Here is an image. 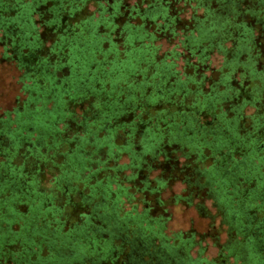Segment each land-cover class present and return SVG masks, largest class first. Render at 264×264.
Listing matches in <instances>:
<instances>
[{
    "label": "trees",
    "instance_id": "obj_1",
    "mask_svg": "<svg viewBox=\"0 0 264 264\" xmlns=\"http://www.w3.org/2000/svg\"><path fill=\"white\" fill-rule=\"evenodd\" d=\"M0 34L32 82L0 115V264H264V0H0ZM175 178L208 215L163 198Z\"/></svg>",
    "mask_w": 264,
    "mask_h": 264
},
{
    "label": "rangeland",
    "instance_id": "obj_2",
    "mask_svg": "<svg viewBox=\"0 0 264 264\" xmlns=\"http://www.w3.org/2000/svg\"><path fill=\"white\" fill-rule=\"evenodd\" d=\"M87 9H88L87 15L88 14H95V6L93 3L90 4V6L87 7ZM44 31H45V29L42 28L39 30V33L42 34V33H44ZM0 36H1V34H0ZM51 46L52 45L50 43H48L46 48L50 49ZM1 53H2V50H0V54ZM23 73H24V70H20L15 65H11V64L2 65V64H0V115H2L3 112H5L7 110H11L12 108H14L16 106L17 101H18L17 97H20L22 101L26 100L29 97L31 90L24 89L23 85H25V83H27L30 86V85H32V82L27 81V80L23 81V79H22ZM57 76H58V79L60 80L61 79L60 77L62 76V74L58 73ZM78 105H75V106L71 105L69 111H70V113H72L74 119H77L79 122H81L83 120L82 119L83 111H82V106L81 105L78 106ZM51 106L52 105H48L47 108L50 109ZM86 106H88V104ZM68 115H69V113L67 111L63 110L62 120H60V118L57 119V121L55 122L56 123L55 129L61 130V131L64 130V132H66V134L71 135L73 132H72V130H69V128H70L69 126H71V120L72 119H70ZM43 133L44 132L35 133L32 141L37 142L38 145H41V146L43 145L42 150H41L43 153H46L49 156H53V155L58 156L57 150L49 148V147H52L51 145L47 148L45 143L43 144V140H42L43 139ZM121 133L122 132H120L119 134H121ZM81 134H82V132H81ZM48 141H50V140H48ZM167 141H168L167 138H163V139L158 140V141L155 140L154 141L155 150H157L158 147L161 148L162 145H163V147L167 146V144H168ZM116 143H118V142H116ZM139 150H141V147L136 146V152L138 153L137 157H140L142 162L146 158H149L150 155H147V154L144 155V153H141ZM167 151H168V153H170L171 152L170 148H168ZM21 152H23V150ZM177 155L179 156V159H181L182 153H180V151H178ZM162 156L164 157V155H162ZM130 157L132 158V156L130 154L124 155L121 158V160H119V162L122 165L128 164L130 162ZM130 172H131V170L126 171L124 173L126 176H128V175H130ZM139 173H141L140 174L141 181H139L137 183V186H138V190H141V189H143V185L145 184L144 180L147 183L153 182L156 179V176L159 175L160 169H159V171H153L151 169H147L146 165H143L142 171ZM45 177H46V179L50 178L51 177L50 173L45 174ZM181 182L182 181L179 178H175V180H173V182H170L172 184L162 194L163 198L169 199V197H171L173 194L176 193V195L181 198V201H180L181 210L183 208L187 207V206H185L186 204H189L190 207H192V210L195 211L196 209H199V210L203 211L206 215H208L209 214L208 207L212 208L211 203L210 202H208V203L204 202L203 203L201 201H197L196 198H192L191 197L192 193H190L188 190H186V188H187L186 185L180 184ZM131 191H133V189H131ZM124 206H125L126 210H130V208H131V205L128 203ZM142 206L143 205H140L138 207V209L139 210L142 209L143 208ZM171 213L173 214V216H172L170 222H168V228H167V230H165V233H164L165 237L163 239L164 240L169 239V240H167L168 242H170L171 244H175V243H177V240H179L178 239L179 236L185 237L182 234V232H184V231L188 232V231H187V229L183 230L184 229V227H183L184 223L178 221V219L180 217H182L183 214H181L180 212H175L172 209H169L168 215H171ZM219 241H220V245H219V243L217 245L213 244L212 242H210L208 240H204V241L203 240H200V241L197 240V242L193 241L194 243H193L192 248L190 249L189 252H190L191 256L193 258H195L199 254V252H201V250H199V249L204 248L203 254H204V257L207 259H211V258H214V257L219 256V255L221 256L222 250H221L220 246L225 247V245L227 243V238L224 236Z\"/></svg>",
    "mask_w": 264,
    "mask_h": 264
}]
</instances>
